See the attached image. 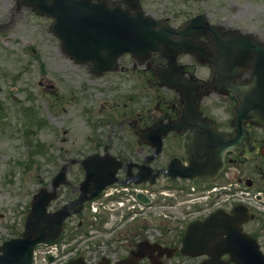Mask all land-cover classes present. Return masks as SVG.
Returning a JSON list of instances; mask_svg holds the SVG:
<instances>
[{
	"label": "rangeland",
	"instance_id": "374dc122",
	"mask_svg": "<svg viewBox=\"0 0 264 264\" xmlns=\"http://www.w3.org/2000/svg\"><path fill=\"white\" fill-rule=\"evenodd\" d=\"M13 2L0 0L1 241L22 234L32 198L50 186L61 167L69 168L68 184L60 189L53 210L78 195L81 161L87 155L131 153L125 145L132 139L126 141L123 123L130 113L148 108L157 90L172 97L140 75L145 67L130 56L122 60L124 71L92 77L62 54L44 20L14 11ZM141 2L149 12L184 14L183 21L204 11L224 14L223 21L232 20L264 41V0ZM171 263L195 262L175 258Z\"/></svg>",
	"mask_w": 264,
	"mask_h": 264
},
{
	"label": "water",
	"instance_id": "95a60500",
	"mask_svg": "<svg viewBox=\"0 0 264 264\" xmlns=\"http://www.w3.org/2000/svg\"><path fill=\"white\" fill-rule=\"evenodd\" d=\"M100 12V11H98ZM86 5H64L61 0V17L57 20L55 30L62 41L63 50L79 64H90L93 73L99 75L106 71L118 69V58L131 52L137 58L145 59L151 52L159 51L172 58L171 67L177 54L195 51V48L185 42L190 34L187 30L176 32L168 29L155 30V23L142 15L132 17L120 9L114 12L112 25L107 26L104 17L97 14ZM100 19L102 22H96ZM201 19L192 20L187 27L201 23ZM216 48L220 57L218 69L224 67L234 70L236 76L248 71L251 81L243 86H235L240 105L236 108V122L241 126L236 139H223L219 134L207 135L202 140L205 148L195 150L192 157L193 140L185 145L186 159L189 168L181 172L182 176L198 177L211 180L224 169V153L227 150L236 151L239 155H249L251 148L249 131L244 124L251 123L264 127V45L253 38L237 37L229 41L217 39ZM239 72V75H238ZM197 139L195 143L199 142ZM194 150V149H193ZM88 188L90 181L97 180L100 185L92 190V196L108 184L115 181L118 163L99 157H90L85 162ZM62 173L54 180V188L64 180ZM56 193L49 194L42 190L32 203L26 231L22 239L12 240L0 248V264H32L34 250L39 244H50L60 238L63 222L69 216L68 210L54 215L47 214V207L55 198ZM221 229H217V224ZM240 221L234 216L215 215L205 222L194 224L183 239L182 253L192 257L209 255L213 260L204 264H221L218 260L224 254H230L235 264H264V255L257 243L244 235L239 227ZM218 230L216 233L215 231ZM225 234L226 238H220ZM2 253V254H1ZM70 264H84L82 259Z\"/></svg>",
	"mask_w": 264,
	"mask_h": 264
},
{
	"label": "flooded vegetation",
	"instance_id": "af4514ba",
	"mask_svg": "<svg viewBox=\"0 0 264 264\" xmlns=\"http://www.w3.org/2000/svg\"><path fill=\"white\" fill-rule=\"evenodd\" d=\"M18 1L19 0H14L13 2L14 11L25 9L20 7ZM49 3L51 4L52 2ZM121 4L126 6L127 2L121 1ZM25 10L29 11V9ZM43 19L47 22L48 26L51 24L50 19ZM168 20L174 22L176 20V14L170 15ZM153 58L154 61L151 63L150 67L155 63V57ZM157 108L159 109L160 106L158 105ZM158 111H160L158 121L163 122L175 120L179 115L178 100H176V103L169 104L165 109H160ZM137 124L138 122H135L133 127L136 128ZM224 130H226V125H223L221 129V131ZM253 133L255 143L258 146V153L252 160L235 158L236 166L232 174V180L237 183L239 193L245 196V200L251 205L250 210L255 217L252 222L244 225V229L248 234L257 238L261 242V245L264 246V216L258 211V208H256L257 205H260L264 201V135L261 134V131L259 133L257 129H253ZM181 140V137L174 135L173 139L167 143V147L169 146V150L174 156L181 154ZM124 170L126 176L130 177L133 171H136V168L133 166L131 168L126 166ZM254 198L256 199L254 200Z\"/></svg>",
	"mask_w": 264,
	"mask_h": 264
}]
</instances>
